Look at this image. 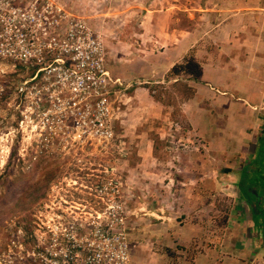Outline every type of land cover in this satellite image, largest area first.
I'll list each match as a JSON object with an SVG mask.
<instances>
[{
  "label": "rangeland",
  "instance_id": "1",
  "mask_svg": "<svg viewBox=\"0 0 264 264\" xmlns=\"http://www.w3.org/2000/svg\"><path fill=\"white\" fill-rule=\"evenodd\" d=\"M48 3L51 16L59 18L65 12L63 23L85 22L101 39L107 70L117 80L111 95L113 140L105 147L73 143V135L65 140L61 135L41 137L44 131L20 121L15 88L29 71L0 61V264L18 230L25 236L35 232V218L40 213L47 217V206L55 201L78 202L71 196L73 188L91 181L88 175L98 171L101 180L113 177L122 183L123 200L131 212L126 228L132 264H194L203 253L223 257L218 253L224 247L222 235L232 230L224 226L236 196L232 199L216 189L217 152L224 146L215 137L220 120L214 123L216 131L205 132V108L212 105L206 99L177 101V79L166 77L186 55L200 68L219 64L211 60L219 59L220 42L206 35L213 20L203 13L202 19L194 17L196 10L205 8L204 0H177L171 22L159 19L152 27L145 18L146 29L139 27L144 0ZM148 6L161 8L155 3ZM193 28L201 33L189 44L185 33ZM160 37L162 50L154 42ZM177 78L195 86L188 75ZM251 193L255 196L254 188ZM197 261L204 263L200 257Z\"/></svg>",
  "mask_w": 264,
  "mask_h": 264
},
{
  "label": "built area",
  "instance_id": "2",
  "mask_svg": "<svg viewBox=\"0 0 264 264\" xmlns=\"http://www.w3.org/2000/svg\"><path fill=\"white\" fill-rule=\"evenodd\" d=\"M48 8V0H0V61L29 71L15 88L20 121L46 140L73 135V143L106 147L117 80L101 39L85 22L63 23L67 14L55 18ZM88 177L72 190L78 202L55 201L47 217L35 218V232L18 230L3 264H132L121 181L101 180L100 171Z\"/></svg>",
  "mask_w": 264,
  "mask_h": 264
},
{
  "label": "crops",
  "instance_id": "3",
  "mask_svg": "<svg viewBox=\"0 0 264 264\" xmlns=\"http://www.w3.org/2000/svg\"><path fill=\"white\" fill-rule=\"evenodd\" d=\"M144 1L139 27H148L145 18H150L152 27H157L159 19L161 23L171 22L177 0ZM150 3L162 9H152ZM204 3L205 8L196 10L199 14L194 17L202 19L203 13L213 20V29L206 35L220 42L217 45L220 57L211 60L219 64H205L201 68L192 98L206 99L212 105L210 110L205 108L208 113L205 114L208 122L203 124L205 132L216 131L214 123L220 120L219 134L215 133V137L224 146L217 152L216 163L220 165L216 168L219 171L216 189L232 199L236 196L233 199L236 204L230 208L224 226L232 229L222 235L224 247L218 254L224 256L203 253L197 258L203 264H264V0H204ZM200 33L199 28L188 30L185 34L189 44L197 42ZM140 34L144 36L143 31ZM181 36L178 35V42L182 41ZM161 39L154 41L161 45L160 50L164 43ZM202 92L206 95L201 96ZM197 258L194 264H198Z\"/></svg>",
  "mask_w": 264,
  "mask_h": 264
},
{
  "label": "trees",
  "instance_id": "4",
  "mask_svg": "<svg viewBox=\"0 0 264 264\" xmlns=\"http://www.w3.org/2000/svg\"><path fill=\"white\" fill-rule=\"evenodd\" d=\"M182 75V76H187L188 75V81H192L193 83L197 84L199 83V78L201 76V68L199 67L198 63H196L194 60L190 59L189 56H184L181 60L180 63L175 64L166 74V77L168 78H175L177 79V84L178 86H180L179 89V96H176L177 101L182 99H186V101H188L189 99H191L194 95V91L195 89L191 86H188L186 83H182L179 82L180 80H178V76ZM190 79V80H189ZM161 89H163L164 91L167 90V88L165 86H159ZM184 88V90H182V97H180V90ZM149 92H152L151 89ZM167 93V97L171 98V96ZM151 94V93H150ZM152 97H155L151 94ZM161 102V100H159Z\"/></svg>",
  "mask_w": 264,
  "mask_h": 264
}]
</instances>
